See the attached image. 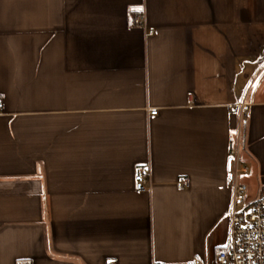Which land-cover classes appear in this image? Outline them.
I'll return each mask as SVG.
<instances>
[{
    "label": "crops",
    "instance_id": "0c3cea01",
    "mask_svg": "<svg viewBox=\"0 0 264 264\" xmlns=\"http://www.w3.org/2000/svg\"><path fill=\"white\" fill-rule=\"evenodd\" d=\"M0 99V264H214L232 148L264 193V0H0Z\"/></svg>",
    "mask_w": 264,
    "mask_h": 264
},
{
    "label": "built area",
    "instance_id": "2783aa9c",
    "mask_svg": "<svg viewBox=\"0 0 264 264\" xmlns=\"http://www.w3.org/2000/svg\"><path fill=\"white\" fill-rule=\"evenodd\" d=\"M133 23L146 26V14H136ZM154 32L153 29H149L147 35H153ZM1 105L0 99V111L2 110ZM240 108L244 115L249 111L248 104L243 103ZM157 112V110L151 111L152 114ZM237 155V149L232 148L226 166V181L233 191L229 210V242L226 247L218 250L214 264H264V193L254 199L248 198L246 185L238 179L240 169L237 163ZM150 183L149 169L141 167L135 175L136 189L139 191L147 190L151 186ZM179 183L183 187L189 185L188 179H182ZM109 264L115 263L110 262ZM186 264H204V262L199 255H195Z\"/></svg>",
    "mask_w": 264,
    "mask_h": 264
}]
</instances>
